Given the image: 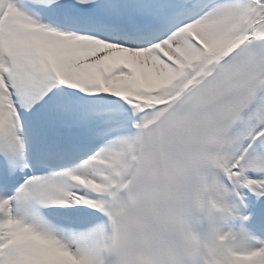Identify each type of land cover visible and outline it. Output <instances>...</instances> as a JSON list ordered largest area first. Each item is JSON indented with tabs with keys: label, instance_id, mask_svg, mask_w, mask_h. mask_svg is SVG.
Returning <instances> with one entry per match:
<instances>
[{
	"label": "snow or ice",
	"instance_id": "1",
	"mask_svg": "<svg viewBox=\"0 0 264 264\" xmlns=\"http://www.w3.org/2000/svg\"><path fill=\"white\" fill-rule=\"evenodd\" d=\"M209 192L264 264V0H0V264H190Z\"/></svg>",
	"mask_w": 264,
	"mask_h": 264
},
{
	"label": "clouds",
	"instance_id": "2",
	"mask_svg": "<svg viewBox=\"0 0 264 264\" xmlns=\"http://www.w3.org/2000/svg\"><path fill=\"white\" fill-rule=\"evenodd\" d=\"M193 207L206 214L207 227L202 233L192 229L190 264H241L239 253L250 241L242 227L230 223L235 217L227 205L209 192Z\"/></svg>",
	"mask_w": 264,
	"mask_h": 264
}]
</instances>
